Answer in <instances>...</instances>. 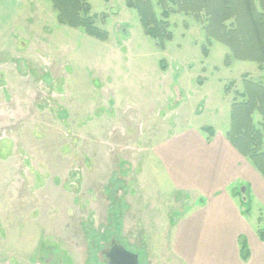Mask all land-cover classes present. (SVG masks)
Masks as SVG:
<instances>
[{
    "label": "rangeland",
    "instance_id": "1",
    "mask_svg": "<svg viewBox=\"0 0 264 264\" xmlns=\"http://www.w3.org/2000/svg\"><path fill=\"white\" fill-rule=\"evenodd\" d=\"M126 1L88 0L100 41L49 0H8V18L23 10L0 27V264H106L113 239L139 264H180L175 224L204 202L172 193L151 150L188 127L231 131L264 69L210 39L206 15L173 13L160 46ZM244 197L258 238L263 200Z\"/></svg>",
    "mask_w": 264,
    "mask_h": 264
},
{
    "label": "crops",
    "instance_id": "2",
    "mask_svg": "<svg viewBox=\"0 0 264 264\" xmlns=\"http://www.w3.org/2000/svg\"><path fill=\"white\" fill-rule=\"evenodd\" d=\"M12 6L11 19L8 0H0V27L12 25L23 10L22 4ZM228 133L215 132L208 142L199 128L188 127L151 150L172 193H194L204 202L175 224L173 252L180 264H264V241L238 201L250 193L264 205V177L233 146ZM240 187L245 193L235 196ZM241 237L249 246L247 262L240 255Z\"/></svg>",
    "mask_w": 264,
    "mask_h": 264
},
{
    "label": "trees",
    "instance_id": "3",
    "mask_svg": "<svg viewBox=\"0 0 264 264\" xmlns=\"http://www.w3.org/2000/svg\"><path fill=\"white\" fill-rule=\"evenodd\" d=\"M49 1L61 25L79 28L100 41L108 40L109 34L97 26L98 16L91 14L88 0ZM153 1L127 0L126 5L137 12L146 35L158 45L172 38L169 19L173 13L192 14L196 18L206 15L210 39L227 46L234 58L256 62L264 69V0H156L161 17ZM244 82L245 91L240 94L243 101L234 103L232 109L228 139L264 177V84L247 78ZM257 113L262 120L255 122ZM201 131L208 142L215 136L212 127ZM258 234L264 241V230L259 229ZM240 242L241 259L247 262L250 258L247 240L241 238Z\"/></svg>",
    "mask_w": 264,
    "mask_h": 264
},
{
    "label": "water",
    "instance_id": "4",
    "mask_svg": "<svg viewBox=\"0 0 264 264\" xmlns=\"http://www.w3.org/2000/svg\"><path fill=\"white\" fill-rule=\"evenodd\" d=\"M241 194L245 193V188H241ZM244 202H247V198H243ZM108 262L107 264H139V256L127 251L122 245L118 244L111 248L106 254Z\"/></svg>",
    "mask_w": 264,
    "mask_h": 264
},
{
    "label": "flooded vegetation",
    "instance_id": "5",
    "mask_svg": "<svg viewBox=\"0 0 264 264\" xmlns=\"http://www.w3.org/2000/svg\"><path fill=\"white\" fill-rule=\"evenodd\" d=\"M118 244H120V245L123 246V244H121L120 242L116 241V239H113V240L111 241V243H110V247H109V249H108L107 251L102 250V253H103V256H104V260H105L106 264H107V262H108V259H107L106 254L111 250V248H112L113 246L118 245Z\"/></svg>",
    "mask_w": 264,
    "mask_h": 264
}]
</instances>
